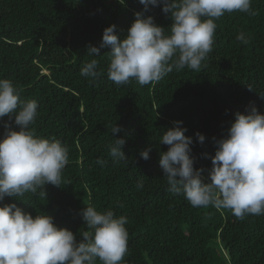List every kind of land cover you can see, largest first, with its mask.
Listing matches in <instances>:
<instances>
[{"label": "trees", "instance_id": "obj_1", "mask_svg": "<svg viewBox=\"0 0 264 264\" xmlns=\"http://www.w3.org/2000/svg\"><path fill=\"white\" fill-rule=\"evenodd\" d=\"M251 7L256 15L236 11L215 21L213 50L199 72L174 68L150 85L117 86L107 75L111 48L95 56L88 47H99L113 24L124 39L135 13L144 11L139 0H0V79L17 85L21 99L38 103L37 135L69 150L60 187L5 197L0 206L48 214L78 242L92 231L81 215L87 206L126 217L128 252L119 264H264V215L238 219L230 209L193 207L168 190L159 163L169 148L160 138L182 121L193 140L194 167L205 170L208 183L216 140L227 136L236 114L252 107L264 114V0H252ZM162 9L150 6L144 17L168 34L173 21ZM241 32L247 44L237 40ZM92 59L103 70L95 83L80 75ZM6 121L0 118V139ZM116 124L122 130L113 136ZM12 127L19 131L14 118ZM197 133L205 135L203 145ZM116 138L126 139L127 161L119 164L109 150ZM147 149L144 160L140 153Z\"/></svg>", "mask_w": 264, "mask_h": 264}, {"label": "clouds", "instance_id": "obj_2", "mask_svg": "<svg viewBox=\"0 0 264 264\" xmlns=\"http://www.w3.org/2000/svg\"><path fill=\"white\" fill-rule=\"evenodd\" d=\"M143 12L135 13L128 34L121 39L116 25L107 27L99 47L89 45L88 55L100 56L101 49L111 48L108 79L117 86L135 80L145 86L159 82L165 75L185 67L199 72L202 62L213 50L216 20L236 11L256 15L252 0H139ZM163 5L170 14V31L156 24L153 17H144L150 6ZM243 44L249 41L243 32L237 36ZM99 61L86 63L80 75L95 83L103 75ZM262 98L264 96L260 95ZM38 103L21 99L20 89L9 79H0V118L5 134L0 139V202L5 197L18 200L25 193H37L48 184L60 187L63 170L69 162V150L59 140L37 135L33 125L38 117ZM19 127L14 130L12 122ZM160 138L168 145L160 154V166L168 190L183 194L193 207L225 208L238 219L245 215H264V114L252 107L248 114L237 113L225 138L216 140L217 151L206 183L203 168L194 167L191 155L193 140L185 135L182 121L174 122ZM111 127L113 136L121 131ZM203 145L205 135L197 133ZM125 138H116L110 145L114 162H126ZM151 149L140 153L150 158ZM103 163V161H98ZM143 187V181L137 188ZM81 215L87 227L83 239L67 228H60L50 215L35 217L16 203L0 206V264H119L128 252L126 217L117 218L113 211L100 212L87 206Z\"/></svg>", "mask_w": 264, "mask_h": 264}]
</instances>
